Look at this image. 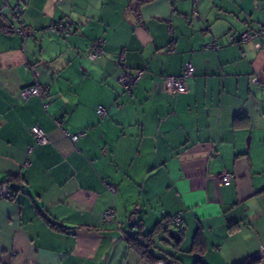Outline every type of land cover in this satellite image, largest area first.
<instances>
[{
    "label": "crops",
    "instance_id": "obj_1",
    "mask_svg": "<svg viewBox=\"0 0 264 264\" xmlns=\"http://www.w3.org/2000/svg\"><path fill=\"white\" fill-rule=\"evenodd\" d=\"M19 1L18 21L14 0L0 12V264H153L131 240L159 224L148 249L179 264H264V49L228 44L264 23V0ZM62 21L73 35L45 31ZM120 53L144 69L131 93ZM187 64L181 90L164 82ZM29 65L45 101L20 97ZM175 215L178 242L163 232Z\"/></svg>",
    "mask_w": 264,
    "mask_h": 264
},
{
    "label": "built area",
    "instance_id": "obj_2",
    "mask_svg": "<svg viewBox=\"0 0 264 264\" xmlns=\"http://www.w3.org/2000/svg\"><path fill=\"white\" fill-rule=\"evenodd\" d=\"M11 0H4V2L2 3L1 7H0V12L3 13V11L9 7L8 2ZM58 2H61V0H57ZM194 2L196 0H193ZM22 6L19 2V0H14V4L12 6V11L13 14L15 13L17 15V17H19L21 15V9ZM193 15H197V10H194ZM16 31L22 35H26V31H25V26L24 24L20 21L19 24L16 26ZM47 31L51 32V33H59L63 36H67L70 33H72V29L69 25V23H65V22H56V23H52L47 27ZM262 37V38H260ZM251 39H260L257 40L255 43V46L259 49H264V23H262V25L259 28V31H245V32H241L238 35H234L231 34L228 36V44H235V43H246L248 41H250ZM103 42V38L102 37H97L96 40L92 43V45L90 46V48L86 51V56L88 59L95 61L98 60L101 55H102V49L100 47L101 43ZM208 48H216L218 47L217 41H214L211 44L207 45ZM125 57L124 54H122L119 58V62L118 65L120 67V71L118 73V78L119 81L121 83V85L123 86V88L127 91L130 92L132 90V87L139 81V79L141 78V76L144 73V69H137V70H131L128 68H124L122 66V62L124 61ZM121 63V64H119ZM35 77V81L30 84L27 85L25 87H23L20 90V97L22 99H26L29 96L33 95V96H37L40 98H44L45 96V88L42 84H40L37 80L38 76H39V72L36 70L32 71ZM194 73V67L190 64H187L181 71L180 74H169L166 75L164 77V82L170 86L173 87L176 91H179L183 88L184 85V80L187 77L192 76ZM44 105L46 106V103L44 102ZM97 112L99 115H104L105 114V108L101 105H99L97 107ZM55 123L58 125L60 122L59 120H55ZM31 131L34 135L35 141L38 144H46L48 143V139L45 135L44 130L38 126V125H34L31 127ZM65 135L67 137H69V139L72 142H75L78 138V134H70L68 132H65ZM32 151V146H29L27 149V154L31 153ZM234 176L231 172L229 171H223L222 173L219 174V180L223 183L228 185L229 183H231V181L233 180ZM111 190H114L113 187H110ZM1 195L3 196H10V192L7 189H2L1 191ZM113 208H108L104 213H103V218L104 219H109L113 216ZM171 221L173 222V224H175L176 226H180L181 224V219L179 215H175L171 218ZM260 256L264 257V244H262L260 246ZM154 264H165L162 260H157Z\"/></svg>",
    "mask_w": 264,
    "mask_h": 264
},
{
    "label": "trees",
    "instance_id": "obj_3",
    "mask_svg": "<svg viewBox=\"0 0 264 264\" xmlns=\"http://www.w3.org/2000/svg\"><path fill=\"white\" fill-rule=\"evenodd\" d=\"M133 1V6L135 7V9H137L142 3H144V2H148V1H150V0H132ZM20 2V1H19ZM14 16L17 18V21L19 20V18H20V16L19 17H17V15L14 13ZM65 23H68V22H65ZM69 25H70V23H69ZM262 25V23L259 25V27L258 28H256V29H253V30H251V32H254V31H259V28H260V26ZM70 27H71V25H70ZM16 26L14 27V29H13V31L15 32V33H18L17 31H16ZM45 31L46 32H48V33H51V32H49V31H47V27L45 28ZM76 31V30H75ZM18 34H20V33H18ZM57 34H59V33H57ZM74 34V30H72V33H70L69 35H67V36H70V35H73ZM22 35V34H21ZM59 35H61V34H59ZM23 36H25V35H23ZM61 36H63V35H61ZM63 37H66V36H63ZM103 38V37H102ZM260 38H262V37H260ZM96 40V39H95ZM94 40V41H95ZM254 40H260V39H254ZM93 41V42H94ZM92 42V43H93ZM213 42V41H212ZM92 43L89 45V47L86 49V51L90 48V46L92 45ZM103 44H104V38H103V42L101 43V45H100V47H101V49H102V55H101V57L104 55V50H103ZM217 44H218V47H216V48H213V49H217V48H219V46H220V44L217 42ZM236 44H240V43H236ZM86 51H85V55H86ZM123 53H120V55L118 56V58H117V62H119V58H120V56L122 55ZM124 62H125V59H124V61L122 62V66L125 68H128L127 66H125V64H124ZM119 64H121V63H119ZM28 68L31 70V71H33V70H36L34 67H31V65H29L28 66ZM128 69H130V68H128ZM138 69H142V68H138ZM131 70H133V69H131ZM135 70H137V69H135ZM37 71V70H36ZM180 74V73H179ZM194 74V73H193ZM39 82V81H38ZM40 83V82H39ZM41 84V83H40ZM44 86V85H43ZM123 87V86H122ZM45 88V87H44ZM124 89V88H123ZM45 90H46V88H45ZM124 91L125 92H127L125 89H124ZM127 93H131V91L130 92H127ZM45 95H46V92H45ZM37 97V96H36ZM40 98V97H39ZM44 98H45V96H44ZM44 98H41V99H43V101H45L44 100ZM22 99V98H21ZM22 100H24V99H22ZM99 106V105H98ZM97 106V107H98ZM102 106V105H101ZM97 107H96V113H97V115H99L98 114V112H97ZM105 114H106V111H105ZM104 114V115H105ZM104 115H99L100 117H103ZM60 124V123H59ZM29 130H30V132L32 133V131H31V126L29 127ZM84 133V132H83ZM83 133H80V134H83ZM32 135H33V133H32ZM46 135V134H45ZM34 136V135H33ZM47 137V136H46ZM38 144V143H37ZM39 145H45V144H39ZM33 148V147H32ZM27 149H28V147H27ZM26 152H27V150H26ZM30 154V153H29ZM230 172V171H229ZM9 192H10V196H9V198H11L13 195H14V193L11 191V190H9V189H7ZM106 211V210H105ZM104 211V212H105ZM173 216H171V217H169V219L168 220H166V223H165V227L163 228V232H165V233H168V230L169 229H174V228H172L171 226H173V227H175V228H179V229H181L180 228V226H176L175 224H173V222L171 221V218H172ZM171 225H170V224ZM159 228H160V224L159 225H157L156 226V228L155 229H153L150 233H148V234H146V235H142V237H144L146 240L143 242V243H140V241L138 240H136V239H134V240H131V243H132V245L133 246H135L136 247V249L141 253V254H143V255H146L147 257H148V259L154 264L157 260H162L165 264H166V262H169V264H179L177 261H176V257H173V256H166L165 254L164 255H162V254H155V253H153V251L152 250H150V249H148L149 247H151V246H154L155 245V240L153 239V237H154V234L159 230ZM132 237H134V236H132ZM196 237H198V235L197 236H195V239H194V243H197L198 242V238H196ZM253 263V262H252ZM168 264V263H167ZM197 264H203L200 260L199 261H197ZM244 264H251L250 262H248V263H244Z\"/></svg>",
    "mask_w": 264,
    "mask_h": 264
},
{
    "label": "water",
    "instance_id": "obj_4",
    "mask_svg": "<svg viewBox=\"0 0 264 264\" xmlns=\"http://www.w3.org/2000/svg\"><path fill=\"white\" fill-rule=\"evenodd\" d=\"M167 235L174 239L176 242L179 241V232L176 229H169Z\"/></svg>",
    "mask_w": 264,
    "mask_h": 264
}]
</instances>
